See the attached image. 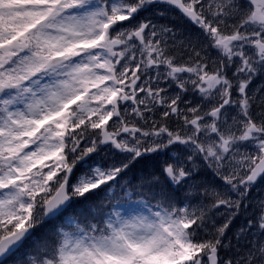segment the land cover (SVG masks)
Masks as SVG:
<instances>
[{"label": "snow or ice", "instance_id": "snow-or-ice-1", "mask_svg": "<svg viewBox=\"0 0 264 264\" xmlns=\"http://www.w3.org/2000/svg\"><path fill=\"white\" fill-rule=\"evenodd\" d=\"M0 264H264V0H0Z\"/></svg>", "mask_w": 264, "mask_h": 264}]
</instances>
